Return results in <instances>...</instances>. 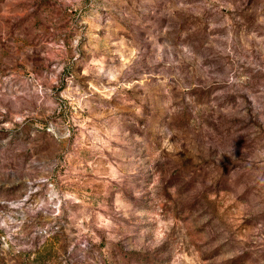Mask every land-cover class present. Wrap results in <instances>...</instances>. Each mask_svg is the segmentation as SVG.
Returning a JSON list of instances; mask_svg holds the SVG:
<instances>
[{
  "label": "rangeland",
  "instance_id": "374dc122",
  "mask_svg": "<svg viewBox=\"0 0 264 264\" xmlns=\"http://www.w3.org/2000/svg\"><path fill=\"white\" fill-rule=\"evenodd\" d=\"M0 264H264V0H0Z\"/></svg>",
  "mask_w": 264,
  "mask_h": 264
}]
</instances>
